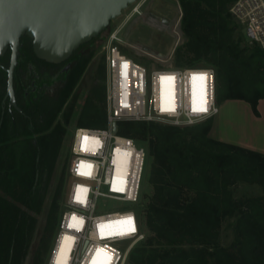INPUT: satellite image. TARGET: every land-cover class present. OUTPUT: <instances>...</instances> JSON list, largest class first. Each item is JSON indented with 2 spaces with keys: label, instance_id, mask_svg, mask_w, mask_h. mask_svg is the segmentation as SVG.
<instances>
[{
  "label": "trees",
  "instance_id": "obj_1",
  "mask_svg": "<svg viewBox=\"0 0 264 264\" xmlns=\"http://www.w3.org/2000/svg\"><path fill=\"white\" fill-rule=\"evenodd\" d=\"M178 1L186 42L176 51L175 64L213 68L217 104L242 100L260 116L264 49L238 33L239 24L229 12L236 0ZM91 42L74 52L72 68L56 82L50 73L38 72L37 77L28 71L38 59L31 39L23 37L15 70L18 109L3 103L10 51L0 57V264H45L53 246L68 184V159L61 153L78 96L66 102L93 56L82 52ZM37 62L40 68L48 65ZM75 122L76 127H107L105 62L98 66ZM213 122L183 128L118 123V133L147 148L146 182L152 188L151 194L142 191L136 207L150 237L131 251L128 264H264V153L213 138ZM59 157L64 168L57 172L56 186L43 189L48 162ZM240 183L257 185L262 194L236 197ZM230 218L233 239L226 248L220 239Z\"/></svg>",
  "mask_w": 264,
  "mask_h": 264
},
{
  "label": "built area",
  "instance_id": "obj_2",
  "mask_svg": "<svg viewBox=\"0 0 264 264\" xmlns=\"http://www.w3.org/2000/svg\"><path fill=\"white\" fill-rule=\"evenodd\" d=\"M143 5L134 4L127 19L102 40L107 127H77L73 133L65 206L45 264H127L131 250L146 241L136 207L149 154L118 133L119 122L183 128L220 113L213 68L178 66L175 48L162 57L125 38L124 27L142 15ZM229 12L241 23L246 41L264 49V0H236ZM131 52L154 64L139 63Z\"/></svg>",
  "mask_w": 264,
  "mask_h": 264
},
{
  "label": "rangeland",
  "instance_id": "obj_3",
  "mask_svg": "<svg viewBox=\"0 0 264 264\" xmlns=\"http://www.w3.org/2000/svg\"><path fill=\"white\" fill-rule=\"evenodd\" d=\"M141 2L144 3L142 7V12H143L142 15L133 16L131 20L127 22L126 26L123 29V35L125 36V38H127L128 42H132V44L135 45L136 48L138 49H141L142 47L143 48L148 47L155 52L161 51L166 53L167 49H171L172 51L175 48V52L173 56V60H175L176 51L179 48H182L186 42V38L181 30V21L179 22L180 18H182L183 15V11L179 1L178 0H137L134 4ZM134 4L130 5L127 9H125L120 17L112 21L109 27L106 29V31L102 33L98 38H96L93 42H91V45L82 49L83 53H90V51L93 52V56L89 61V63L87 64L83 74L81 75L80 80L75 86L73 93L66 102L67 105L70 102H72L73 96L75 95L78 96L77 100L75 101L74 116L68 126V132L70 136H67L66 148L61 153L62 157H66L68 159V163L66 164L68 166H69V161L71 159V144H72L73 133L77 128L75 122L76 115L81 110L84 104L87 91L90 89L93 83L98 66L104 62V56L102 53V40L118 25H120L127 19V16L131 14ZM150 13H154L158 16L164 17L165 19L168 20L169 23L166 26L162 22L156 21L155 19H153V17H150ZM236 22L239 24L238 33L240 34L241 37L244 38L243 27L240 22H238L237 20ZM129 55L134 57L139 63L143 65L152 67V65L154 64L151 60L148 59V57L135 55L134 52H131ZM191 58L192 56H185V60L189 61V59ZM220 111L221 114L219 113L218 116H216L214 119V126L211 132V136L213 138L221 139L222 136H227L230 140L234 142H239L243 144L254 143L255 114L253 113L252 107L249 103L247 104V106H242V104L229 102L225 104L223 108L220 107ZM220 117L223 118V121L220 120ZM256 138H259V135ZM259 142H262L261 139L259 140ZM58 159L52 158V160L48 162L44 174V180H43L44 182L42 183L43 189L46 188L48 191H51L55 188L57 183V172L61 174L64 168L63 163H61L62 160H60V157ZM147 167H148V161H147ZM147 167H146V173L144 174L143 177L142 191L151 194L152 188L146 182ZM67 171H68V167H67ZM66 176H67V172H66ZM67 187L68 184L66 183L65 189H67ZM261 194L262 191L257 185L251 186L245 183H240L235 189L236 197L259 196ZM233 221L234 218H230L226 220L222 226V234H221L220 242L226 248L230 247L233 239L232 229L230 227ZM43 222L44 219L41 218L38 229L39 234L42 230ZM149 237L150 234L147 232V239ZM143 243L136 245L134 248L141 246ZM36 246L37 245L34 244L32 248V255L35 253ZM30 260L31 259H29V262Z\"/></svg>",
  "mask_w": 264,
  "mask_h": 264
},
{
  "label": "water",
  "instance_id": "obj_4",
  "mask_svg": "<svg viewBox=\"0 0 264 264\" xmlns=\"http://www.w3.org/2000/svg\"><path fill=\"white\" fill-rule=\"evenodd\" d=\"M137 0H0V57L10 51L6 68V98L18 109L15 70L21 39L32 41L35 56L47 63L61 64L82 45L98 38L112 21ZM156 21L164 17L150 13ZM145 50L156 54L148 47ZM116 126L114 125V129Z\"/></svg>",
  "mask_w": 264,
  "mask_h": 264
},
{
  "label": "crops",
  "instance_id": "obj_5",
  "mask_svg": "<svg viewBox=\"0 0 264 264\" xmlns=\"http://www.w3.org/2000/svg\"><path fill=\"white\" fill-rule=\"evenodd\" d=\"M167 26V24H165ZM171 49H167V52H155L158 55H161L162 57H166L169 53H170ZM229 102H235L237 104H242V106H247V102H244L242 100H230V101H226L224 102L222 105H220L221 108H223V106ZM247 103V104H246ZM259 111H260V116L257 117L254 115V143L253 144H243V143H239V142H234L232 140H230L227 136H222L220 140L229 142V143H233L236 145H240L255 151H259L264 153V99H261L259 101ZM221 114V111H220ZM221 116V115H220ZM220 120L223 121V118L220 117ZM228 120V119H226ZM221 121V122H222ZM213 126H214V122H213ZM213 129V128H212ZM212 132V131H211ZM259 135V138H256ZM261 139L262 142H259V140ZM258 142H256V141Z\"/></svg>",
  "mask_w": 264,
  "mask_h": 264
},
{
  "label": "flooded vegetation",
  "instance_id": "obj_6",
  "mask_svg": "<svg viewBox=\"0 0 264 264\" xmlns=\"http://www.w3.org/2000/svg\"><path fill=\"white\" fill-rule=\"evenodd\" d=\"M38 60H40V59H38ZM38 60H34V61H31L29 63V65H28V71L30 73H32V74L35 73V75L37 77H38V75H37L38 72H43V73L47 72V73H50V74L53 75V78L56 79V82L60 81V78H63V76L66 73H68L70 71V69L72 68V66H73V62L67 60L66 62L61 63V64H51V63H48V65L47 64L45 66L42 65V68H40L39 63L37 62ZM35 83L36 82L33 81V79H32V81H31L32 87L36 85ZM7 101L10 104L9 98H6V95H5L4 100H3V103H7ZM16 101H17V98H16Z\"/></svg>",
  "mask_w": 264,
  "mask_h": 264
}]
</instances>
